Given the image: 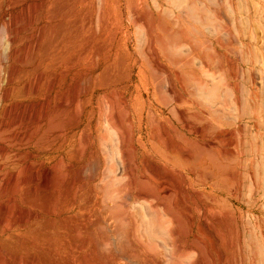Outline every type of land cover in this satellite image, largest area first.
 Instances as JSON below:
<instances>
[{
	"label": "rangeland",
	"instance_id": "374dc122",
	"mask_svg": "<svg viewBox=\"0 0 264 264\" xmlns=\"http://www.w3.org/2000/svg\"><path fill=\"white\" fill-rule=\"evenodd\" d=\"M41 1L0 0V89L8 90L0 92V148L5 146L4 144L11 148V138L27 137L29 144L26 149L32 154L41 153L43 159L53 157L54 160H50L48 164L53 166L62 155L55 151L56 145L63 137L71 135V120L80 104L83 112L82 122L76 132L80 133L85 126L88 109H84L82 104L88 96L90 86H101L103 78H122L128 71V55H136L145 62L147 76L150 75L147 62L149 59L155 60L159 70L154 84L159 90H163L168 79L170 82L174 79L165 58L168 54L160 46L164 35L162 28L165 27L174 37L182 40L181 46L173 55L188 57L192 78L196 77L206 87L216 85L218 74L214 73V68L220 65L228 83L237 89L236 96L239 101L245 105L252 102L257 105L255 112L248 109V106L239 110L230 94L226 101L222 97L220 100L203 99L200 111L194 105L190 108L188 131L197 129V136H201L207 171H225L227 174L231 168L230 171L237 178L235 183L220 181L219 192H215L236 211V219L227 225L222 219L219 223L218 220L207 217L204 225L203 216L195 213L191 193H185L177 180L161 168L156 169L154 179L138 177L135 188L151 191L159 200L166 202L180 227L191 225V233L188 235L190 249L186 250L189 259H185L181 264H239V248L244 241L248 243L250 235L253 240L261 237L264 239V65L258 60L259 55L264 56V0H248V4L240 8L238 15L232 16L226 2L220 4L217 1L216 7L222 9L229 19L227 23L224 19H213L205 23L192 17L188 10L185 11L186 17H181L177 8L173 9L171 17L157 11L150 15L148 7L135 5L134 0H119L118 6L114 4V0H102L101 18H91L88 13L94 0H67V15L62 21L64 34L53 40L47 35L39 37V28L26 27L24 23L26 17L34 12V5ZM252 34L256 36L257 42L251 40ZM233 36L249 46L241 47L233 41ZM4 55L26 57L23 62L12 66L11 63L5 64ZM41 55H49L50 58L42 60ZM94 58L96 67L90 74H86L90 61ZM119 58L123 61L121 76ZM51 60L53 65L49 64ZM205 61H208L209 66L204 65ZM3 63L13 74L12 84H4L6 67ZM48 64L53 70L47 67ZM50 75H55V85L54 90L48 93ZM116 85H110L105 91L96 89L93 104L98 96H106V105L118 118L120 130L128 129V123L121 114ZM189 88L195 90V83H190ZM10 89L23 90L22 93L25 94L18 98L15 91L11 93ZM4 92L7 93L5 100L2 99ZM154 107L162 121L152 132L162 138L172 136L174 132L168 124L172 105H163L158 96ZM107 111L103 105V114ZM97 117L96 109L93 124ZM103 125L102 120L101 127ZM142 126V132L137 133V136L150 133L146 119ZM227 131L235 139V144L229 145L230 136H227ZM102 133L105 134L106 144L98 147L96 142L91 154V150L84 145L80 150H83L81 157L74 163L75 166L84 165L86 171L95 173L93 187L97 194V206L92 221L95 222V217L99 215L106 221L107 228L102 231V235L107 234L113 242L112 248L118 246L127 252L135 253L140 264H157L158 260L159 264H164L166 252L158 239L152 241L158 247L156 258L153 259L139 244L129 240L133 233L131 218L123 222L122 218L116 219L111 214L114 201L120 199V196L107 195L105 190H117L123 187L125 182H120L118 176L114 135L104 131ZM244 133L252 134L253 139L249 153L253 174L250 191L249 183L244 178L245 164L239 162L233 165L226 161L230 151L234 155L242 156L241 159L248 157L243 146L238 144L239 140H243ZM51 144H55L50 147L51 151L42 153ZM77 148L78 144L72 142L66 151L72 154ZM62 171L66 174V170ZM64 178L66 177L57 172L51 183L60 189ZM164 185L171 188L166 196L160 193ZM206 191H211L209 185ZM138 206L139 204L131 199L126 207L134 213L132 219L136 222L141 218ZM207 208L217 209L216 205L210 203ZM99 233L100 230L94 223L83 238H99ZM177 256V253H174L168 264H178Z\"/></svg>",
	"mask_w": 264,
	"mask_h": 264
},
{
	"label": "bare ground",
	"instance_id": "6f19581e",
	"mask_svg": "<svg viewBox=\"0 0 264 264\" xmlns=\"http://www.w3.org/2000/svg\"><path fill=\"white\" fill-rule=\"evenodd\" d=\"M217 1L220 4L226 2L231 16L238 15L240 8L248 4V0L240 2L237 0H144L143 2L134 0V4L148 7L150 15L157 11L171 17L173 9L177 8L180 10L181 17H186L185 11L188 10L192 17L205 23L213 19H224L227 23L229 19L222 9L216 7ZM66 3L67 0L37 2L33 7L34 12L26 17L24 22L26 27L39 28L37 35L39 37L47 35L50 40L63 35L62 21L67 15ZM91 4L89 17L96 16L100 19L103 14L102 0H94ZM114 4L118 6L119 0H114ZM162 31L164 35L160 40V46L168 54L165 55L167 66L174 74V81L170 82L168 79L163 90H159L154 84L159 70L155 60L149 59L147 62L150 69V75L147 76L145 62L136 55H128V71L122 75L123 61L119 58L118 64L122 78H103L101 86H95V84L90 86L88 96L82 104L84 109H88L85 126L80 133L76 132L82 122L83 112L80 104L71 120V135L63 137L56 145L55 151L62 155L53 166L48 165L50 160H54L53 157L43 159L41 153L32 154L26 149L29 144L27 137L11 138L9 144L11 148H8L6 144L0 148V264H95V262L96 264H140L139 257L135 253L127 252L118 246L112 248L113 242L107 234L104 233L107 237L102 235V231L107 228V223L100 215L95 217V222L92 221V215L96 212L97 206V194L93 187L95 173L86 171L84 165L75 166L74 164L81 157L83 150L81 152L80 150L84 145L91 150V154L96 142L98 147L106 144L103 131L114 135L118 176L120 182H125L124 186L117 190L113 188L105 190L107 195L119 194L120 196V199L114 201L111 214L116 219L122 218L123 222L131 218L133 233L129 240L139 244L150 258L155 259L157 255L158 247L152 242L155 239L160 241L166 252L164 264H168L174 253L178 255V264H181L185 259H189L186 250L190 249L188 235L191 233V225L185 228H183L184 225L180 227L166 202L159 200L151 191H140L135 188L138 177L154 179L158 168L176 179L185 193H191L195 213L203 216L204 225H206L207 217L216 219L219 223L222 219L227 225L235 221L236 211L231 209L227 201L220 199L215 192H219L220 181L235 183L237 178L230 171L231 168L226 172L227 174L225 171L221 173L207 171L203 159L201 136H197V129L188 131L190 108L194 105L200 111L203 99L220 100L222 97L226 101L230 94L239 110L248 106V109L255 112L257 105L253 102L245 105L239 101L236 96L237 89L228 83L220 65L214 68V73L218 74L216 85L206 87L196 77L192 78L188 57L173 55L181 46L182 40L174 37L165 27ZM251 40L257 42L256 36L252 34ZM10 41L12 42L13 39ZM233 41L243 48L249 46L240 42L235 36ZM25 57L26 55H4L3 61L13 66L15 63L23 62ZM47 58H50L49 55H41L42 60ZM95 58L91 59L86 74H90L89 72L95 69ZM258 60L261 65H264L263 55H259ZM49 64L54 63L51 60ZM49 64L47 67L53 70ZM204 65L209 66L208 61H205ZM5 67L4 84H12L13 74L6 65ZM192 82L196 85L195 90L189 88ZM112 84H117L116 95L121 105L122 117L128 123V129L120 130L118 118L106 105V96H98L96 103L93 104V94L96 89L105 91ZM54 85L55 75H50L47 85L48 93L54 90ZM3 91L8 90L0 89V92ZM11 91H15V96L18 98H22L25 94L22 93L23 90L10 89ZM158 96L163 105H172L168 124L172 127L174 134L166 138L152 132L154 127L162 121L154 107ZM6 98L7 93L4 92L2 99ZM103 105L108 110L104 114ZM96 109L98 117L93 124ZM144 119L150 133L137 136V133L142 132ZM102 120L103 127H101ZM226 133L227 136L231 135L229 131ZM251 139L252 134L244 133L243 140L238 141V144L243 146L244 153H247V158L241 159L242 156L234 155L231 151L226 158V161L233 165L239 162L245 164L244 178L249 183V191L253 178L252 160L249 157L253 146V139ZM72 142H76L78 148L71 154L70 151H66V148ZM228 142L229 145L236 143L233 136L228 137ZM53 146L55 144L45 148L42 153H49L50 147ZM61 169L66 170V174ZM57 172L66 177L62 179L60 189L51 183V179ZM207 185L211 189L209 192L206 191ZM170 191L169 185H164L160 189V193L165 196ZM131 199L139 204L141 218H138L137 222L132 219L134 213L126 209ZM209 203L216 205L217 209L207 208ZM104 207L107 208V206ZM189 219L190 216H188ZM94 223L100 230L99 238H83ZM239 250V264H264L262 237L253 240L250 235L248 243L244 241Z\"/></svg>",
	"mask_w": 264,
	"mask_h": 264
}]
</instances>
